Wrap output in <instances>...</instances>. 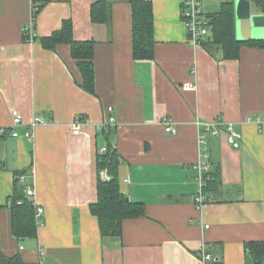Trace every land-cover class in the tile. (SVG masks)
<instances>
[{
	"label": "crops",
	"instance_id": "obj_1",
	"mask_svg": "<svg viewBox=\"0 0 264 264\" xmlns=\"http://www.w3.org/2000/svg\"><path fill=\"white\" fill-rule=\"evenodd\" d=\"M97 1L0 0V126L11 124L13 109L23 121L17 136L0 134V250L40 264H201L205 246L221 264H247L245 243L264 240V124L249 119L264 117V48L243 45L237 59H223L190 46L182 0H149L154 57L134 59L129 0H105L108 22L92 20ZM42 3L32 23V8ZM65 19L74 39L95 42V93L80 87L69 44L46 50L23 37L26 26L40 38ZM189 83L195 88H184ZM36 113L52 122L37 125L29 139L23 134ZM78 116L88 122L73 132ZM108 116L115 125L101 127ZM164 116L175 133L165 131ZM216 119L242 137L238 147L223 129L208 137L220 182L205 189L208 202L198 209L194 165L204 128L196 121ZM103 129L120 155L121 191L144 204L143 215L125 218L121 235L110 239L89 208L97 196L96 155L107 145ZM16 173L43 208L35 237L11 232Z\"/></svg>",
	"mask_w": 264,
	"mask_h": 264
},
{
	"label": "trees",
	"instance_id": "obj_2",
	"mask_svg": "<svg viewBox=\"0 0 264 264\" xmlns=\"http://www.w3.org/2000/svg\"><path fill=\"white\" fill-rule=\"evenodd\" d=\"M258 9L264 11V0H249ZM132 11V56L134 59H151L154 57V26L152 4L149 0H129ZM216 10L206 12L210 36L201 44L212 55L220 54L223 59H237L243 45L264 48V38L239 40L235 33L234 0H220ZM37 5L32 11V23L42 7ZM110 5L105 0L95 2L91 7V18L95 22H108ZM61 27L50 35L40 37L41 45L54 50L56 45H70L71 56L80 73V87L95 93L94 89V45L93 40H76L73 36V24L70 19L61 21ZM26 40V35L23 33ZM110 127V126H109ZM107 141L103 152L96 155L97 196L90 204V212L97 218L102 237H118L122 233V221L143 215L144 204L128 199L121 191L118 179L120 155L113 146V135L110 130L103 129ZM1 168V166H0ZM16 173L13 192L9 197L11 232L18 238L36 236L35 207L24 191ZM207 180L206 191L210 193L220 182L218 170H211ZM247 264H264V240H254L245 243ZM0 264H40L25 262L19 254L8 256L0 250ZM212 264H221L218 259Z\"/></svg>",
	"mask_w": 264,
	"mask_h": 264
},
{
	"label": "built area",
	"instance_id": "obj_3",
	"mask_svg": "<svg viewBox=\"0 0 264 264\" xmlns=\"http://www.w3.org/2000/svg\"><path fill=\"white\" fill-rule=\"evenodd\" d=\"M37 6H33L32 11L35 10ZM180 15L181 19L185 25L186 33H187V42L190 46H199L201 45L208 36L211 34V30L208 23V18L206 16V11H204L203 8V0H182L181 3V9H180ZM23 33L26 35V40L28 42L35 41L37 39V35L34 32L33 27L26 26L23 28ZM184 88L188 89H194L195 84L189 83L185 84ZM112 106H108L107 110L111 111ZM11 117L12 121L9 126H0V134L3 135H9V136H17L18 131L16 130V127L23 124L22 116L21 114L13 109L11 111ZM253 122H255L259 127H261L264 124V117H253L249 118ZM52 122L50 118L46 117L42 113H36L31 120L26 124V130L23 135H25L27 138H32V131L34 128H36L37 125L43 124V123H49ZM88 122V119L78 116L73 124H72V130L73 132H78L81 128V126ZM162 123L165 126V131L170 133H175L176 129L173 125V119L170 116H164L162 118ZM197 125H202L203 132L198 133L197 142H198V149L200 158L194 165V170L196 171V179L197 184H199V190L198 192L192 197L193 202L196 205V208L201 209L207 202H208V196L205 192V187L207 184V180L210 178V155L207 151V140L209 136L219 135L222 129L226 133L227 141L232 144L234 147H238L240 145L241 140V133L237 131L234 127H232V124L230 123H224L220 119H216L213 121H196ZM115 120L113 117L108 116L104 119V121L101 124V127H108V126H114ZM105 148H102L100 152H103ZM19 180L21 183L24 182L25 176L20 175ZM24 191L26 195L32 200L33 205L35 207V217H36V223H41V220L39 219V216L41 215L43 208L39 206V204L34 203V197H35V191L32 189L30 185L24 186ZM205 227H208L205 225ZM198 255L200 256V262L201 264H212L215 261V257L207 252L205 246H202L198 250Z\"/></svg>",
	"mask_w": 264,
	"mask_h": 264
},
{
	"label": "water",
	"instance_id": "obj_4",
	"mask_svg": "<svg viewBox=\"0 0 264 264\" xmlns=\"http://www.w3.org/2000/svg\"><path fill=\"white\" fill-rule=\"evenodd\" d=\"M234 11L237 39L264 38V14L252 12L249 0H234Z\"/></svg>",
	"mask_w": 264,
	"mask_h": 264
},
{
	"label": "rangeland",
	"instance_id": "obj_5",
	"mask_svg": "<svg viewBox=\"0 0 264 264\" xmlns=\"http://www.w3.org/2000/svg\"><path fill=\"white\" fill-rule=\"evenodd\" d=\"M220 0H203V8L204 11H213L219 6ZM252 10L256 9L254 5H252Z\"/></svg>",
	"mask_w": 264,
	"mask_h": 264
}]
</instances>
